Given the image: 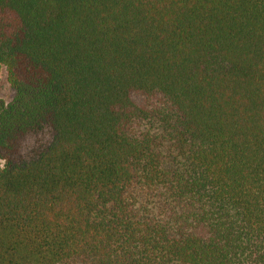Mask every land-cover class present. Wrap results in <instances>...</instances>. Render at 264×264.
Wrapping results in <instances>:
<instances>
[{
	"label": "trees",
	"instance_id": "1",
	"mask_svg": "<svg viewBox=\"0 0 264 264\" xmlns=\"http://www.w3.org/2000/svg\"><path fill=\"white\" fill-rule=\"evenodd\" d=\"M0 264H264V0H0Z\"/></svg>",
	"mask_w": 264,
	"mask_h": 264
},
{
	"label": "rangeland",
	"instance_id": "2",
	"mask_svg": "<svg viewBox=\"0 0 264 264\" xmlns=\"http://www.w3.org/2000/svg\"><path fill=\"white\" fill-rule=\"evenodd\" d=\"M14 95L15 90L9 84L7 80L6 68L3 66L0 69V101L6 105L12 101Z\"/></svg>",
	"mask_w": 264,
	"mask_h": 264
},
{
	"label": "clouds",
	"instance_id": "3",
	"mask_svg": "<svg viewBox=\"0 0 264 264\" xmlns=\"http://www.w3.org/2000/svg\"><path fill=\"white\" fill-rule=\"evenodd\" d=\"M6 161L0 159V169H3L5 167Z\"/></svg>",
	"mask_w": 264,
	"mask_h": 264
}]
</instances>
